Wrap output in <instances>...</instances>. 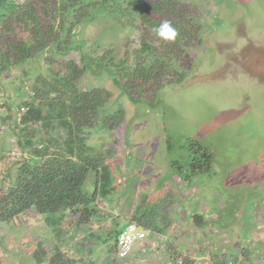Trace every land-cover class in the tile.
I'll return each mask as SVG.
<instances>
[{"label":"rangeland","instance_id":"1","mask_svg":"<svg viewBox=\"0 0 264 264\" xmlns=\"http://www.w3.org/2000/svg\"><path fill=\"white\" fill-rule=\"evenodd\" d=\"M202 3V43L192 49L194 61L182 84L167 85L154 100L147 98L135 103L121 94L114 83L112 68L100 67L95 73L96 63L81 77L80 83L83 88L104 87L111 91L109 113L115 112L120 104L124 108L120 124H108L98 131L95 126L89 135V143L97 148L95 151L108 149L114 155L112 163H118L117 172H113L114 182L130 170L124 177L126 189L129 185L135 189L138 175L152 172L160 177L156 182L150 181L151 184L158 186L164 180L156 187L160 194L166 188L177 193L175 188L183 187L186 181L190 191L198 192L199 197L188 196L185 209L197 206L199 199L206 202L205 225L215 232V235L207 234L204 248L211 249L213 255L225 248L222 254L231 255L227 258L238 262L237 246L252 252L264 251V0H202ZM124 6L125 12L101 13L81 25H74L69 14L64 23L65 33L70 28H80L73 40L77 45L85 40L82 49L75 45L67 55L46 51L38 60L0 74V158L6 164L0 170V191L12 182L19 166L14 162L7 164V147H17L13 160L22 154L18 151L17 136L10 128L17 123L10 121L13 111L45 97L43 87L36 83L37 78L46 77L49 69H57L70 60L82 65L83 51L96 60L109 50L115 62L124 58L127 62L132 60V52L125 50V42L131 38L133 47H137L139 37L130 23L131 16L138 23L140 14L147 10L144 0H128ZM21 23H17V39L29 34V31L22 32ZM55 23L58 25L59 20ZM68 38L72 40L71 35ZM6 48L7 45L0 43V53ZM47 56L51 57L48 61ZM60 60L61 65L57 64ZM34 84L39 86L37 90L32 88ZM63 87H57L61 89L60 95L66 92ZM57 90L50 97L58 94ZM199 146L211 152V165L201 167L202 171L197 170V174L190 176L194 170L186 160L199 157ZM29 155L28 152L25 156ZM174 160L181 165V171L173 167ZM164 184L166 188H162ZM89 186L88 179L83 189L89 190ZM148 186L142 189L143 198L150 195ZM179 203L176 200L175 207H180ZM170 209L172 213L174 210ZM46 223L44 215L33 211L11 222H0V264H49L51 258L49 262H38L40 258L34 256L39 251L44 259L52 248L53 231L49 226L46 228ZM198 240L199 237L195 243ZM113 255L108 252L110 259Z\"/></svg>","mask_w":264,"mask_h":264},{"label":"trees","instance_id":"2","mask_svg":"<svg viewBox=\"0 0 264 264\" xmlns=\"http://www.w3.org/2000/svg\"><path fill=\"white\" fill-rule=\"evenodd\" d=\"M91 1L27 0L21 3L0 0V8L5 10L3 19L0 17V43L7 45L0 53V74L23 63L34 62L46 51L67 55L75 45L82 49L85 40H80L78 45L73 40L80 28H70L65 33L68 15L80 25L101 13L125 12L124 4L128 0L122 3L110 0L108 5V0ZM144 4L147 11L140 14L138 23L133 16L130 20L139 37L137 47H133L131 38L125 42V50L132 52L130 62L127 58L115 62L110 50L105 51L100 60L83 51L82 65L70 60L57 69H49L46 77L37 78L36 83L43 87L40 92L45 97H40L36 104H29L22 124L16 126L15 123L13 128L17 142L31 155L15 162L19 166L14 176L11 175L12 182L0 191V222H11L29 211L55 215L70 210L79 216L80 224H85L97 207L86 201L106 198L114 192L113 172H117L118 163H112L114 155L109 154L108 149L95 151L97 148L89 143V135L95 126L98 131L108 124L121 123L124 108L120 104L115 112L109 113L111 91L104 87L83 88L81 77L94 63L95 73L100 67L112 68L114 83L121 94L135 103L147 98L154 100L165 86L184 82L194 61L192 49L202 43V0H144ZM165 20L178 32L174 42H164L152 31ZM20 22L22 32L29 31V34L17 39V23ZM70 35L72 40L68 41ZM57 64L61 65V60ZM59 85L66 90L61 95V89L57 90ZM32 88L37 90L39 86L34 84ZM56 90L58 94L50 97ZM199 152L198 158L186 160L194 170L190 176L197 174V170L202 171L201 167L211 165V152L202 146ZM172 165L181 171L177 160ZM7 171L11 173L10 169ZM88 179L94 182L93 188L83 189ZM41 255L39 251L34 255L40 258L38 262H43ZM179 259L177 255L173 264H178ZM49 264H63V261L53 256ZM182 264H192V261L184 258Z\"/></svg>","mask_w":264,"mask_h":264},{"label":"crops","instance_id":"3","mask_svg":"<svg viewBox=\"0 0 264 264\" xmlns=\"http://www.w3.org/2000/svg\"><path fill=\"white\" fill-rule=\"evenodd\" d=\"M13 120V117L10 118L12 124ZM10 128L12 132L13 127ZM6 150H10V147ZM128 171L121 174L120 181L114 182L115 190L111 195L86 201L92 206H97L87 223L80 224L79 216L70 210L62 214L44 215L47 221L46 228L49 226L53 231L50 235L53 242L50 253L43 261L49 262L50 258L56 256L63 264H173V259L178 255L182 259L188 258L192 264L228 263L232 256L222 254L225 248L213 255L211 249L203 246L208 233L215 235V232L205 225L207 224L205 212L208 208L206 202L199 199L197 206H189L186 209L184 207L188 196L198 198V192L190 191L184 181L183 187L175 188L177 193L171 188H166L164 184L162 188L166 189L158 194L156 187H160L164 180L162 179L158 186L151 184L150 181L156 182L160 177L153 175L152 172L142 176L139 174L138 177L141 179H135L136 188H130L129 185V189H126L127 182L124 177ZM150 175L151 178H145ZM172 175L170 178L176 180ZM146 184L149 185L147 191L150 195L143 198L142 189ZM141 185L143 186L138 187ZM176 200L181 203L177 204L180 207H175ZM171 207L172 211L174 210L172 213ZM130 221H136L147 230L148 235L135 243L128 256L119 258L116 254L117 235ZM197 237L199 240L195 243ZM85 245L88 247H84ZM235 249V259L240 258L238 262L235 260L236 264H246V261L249 264H264L263 250L254 249L252 252L238 246ZM109 251L114 253L113 259L108 256ZM256 254L262 257H257Z\"/></svg>","mask_w":264,"mask_h":264},{"label":"built area","instance_id":"4","mask_svg":"<svg viewBox=\"0 0 264 264\" xmlns=\"http://www.w3.org/2000/svg\"><path fill=\"white\" fill-rule=\"evenodd\" d=\"M28 106L22 105L20 109L16 112V119L20 122L25 115V113L28 111ZM18 152L17 150H14L11 153V159L14 158V155H16ZM0 168H1V162H0ZM148 232L144 228H142L136 221H130L117 235L116 239V254L119 258H125L129 255V253L132 251L135 243H137L140 240H143L147 237ZM183 259L180 258L178 260V264H182ZM213 264V263H212ZM227 264H232V261H230Z\"/></svg>","mask_w":264,"mask_h":264},{"label":"clouds","instance_id":"5","mask_svg":"<svg viewBox=\"0 0 264 264\" xmlns=\"http://www.w3.org/2000/svg\"><path fill=\"white\" fill-rule=\"evenodd\" d=\"M21 1H24V0H21ZM0 10H3V14H1L0 15V17H1V19H3V15L5 14V10L3 9V8H0ZM73 24L74 25H76L75 24V21L73 20ZM81 25V24H80ZM152 31H153V33L159 38V39H161L162 41H164V42H174L175 41V39H176V37H177V35H178V32H177V30L175 29V27L172 25V23L170 22V21H167V20H165V21H163V22H161L158 26H156V27H154L153 29H152ZM28 106V108H30L29 107V105H27ZM20 108H18L17 109V111L19 110ZM29 110V109H28ZM16 111V112H17ZM16 112L14 113V111H13V113H14V116H13V118H14V120H13V123H14V121H16L17 123H18V125H20V124H22V121H23V119H24V116L26 115V113L28 112H26L25 113V115L23 116V118H22V120L19 122L17 119H16V117H15V115H16ZM16 123V124H17ZM15 126V123L13 124V126L12 127H14ZM13 132V131H12ZM13 134V133H12ZM17 136V135H16ZM18 140V139H17ZM16 141H13V143H15ZM17 144H18V151L20 152V151H22V154H19V159L21 158V156L23 157V156H25L28 152L25 150V149H23L20 145H19V143L17 142ZM40 147H42L41 145H39V148ZM14 146L12 145V148H10V150H8L7 152H8V154H7V160L9 161V162H7V164H11L12 162H18V160L19 159H17V160H13V159H11V153L14 151V150H16V148H14ZM0 162H1V168H0V170L2 171L3 170V168L5 167V159L2 157V158H0ZM230 261H232V264H236V261L234 262L233 260H229L228 261V263L230 262ZM227 264V263H226Z\"/></svg>","mask_w":264,"mask_h":264}]
</instances>
